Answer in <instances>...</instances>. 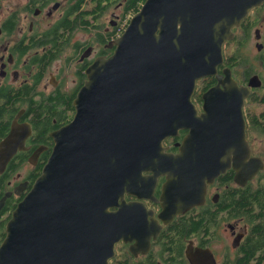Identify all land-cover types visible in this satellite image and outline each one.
<instances>
[{
  "label": "water",
  "instance_id": "1",
  "mask_svg": "<svg viewBox=\"0 0 264 264\" xmlns=\"http://www.w3.org/2000/svg\"><path fill=\"white\" fill-rule=\"evenodd\" d=\"M263 1L146 0L114 53L89 67L73 120L55 133L51 158L7 225L0 264H107L118 240L145 227L138 203L124 199L147 188L144 172L175 176L171 164L184 165V211L204 204L208 183L231 166L253 177L263 163L244 161L241 110L218 113L213 87L205 112L188 115L184 90L214 73L232 28ZM194 124L180 153H168L164 141ZM229 125L234 132L218 129Z\"/></svg>",
  "mask_w": 264,
  "mask_h": 264
},
{
  "label": "flooded vegetation",
  "instance_id": "2",
  "mask_svg": "<svg viewBox=\"0 0 264 264\" xmlns=\"http://www.w3.org/2000/svg\"><path fill=\"white\" fill-rule=\"evenodd\" d=\"M145 1L0 0V244L53 154L55 133L73 120L89 67L114 53ZM232 32L214 73L184 90V111L203 114L215 87L218 113L241 110L251 150L245 163L260 158L263 167L247 178L231 166L208 183L205 203L186 211L184 165L171 164L172 177L144 172L147 188L124 199L138 203L134 216L145 227L118 240L107 264H264V1ZM195 127L167 138V152L180 153Z\"/></svg>",
  "mask_w": 264,
  "mask_h": 264
},
{
  "label": "bare ground",
  "instance_id": "3",
  "mask_svg": "<svg viewBox=\"0 0 264 264\" xmlns=\"http://www.w3.org/2000/svg\"><path fill=\"white\" fill-rule=\"evenodd\" d=\"M109 121V120H108ZM94 123V122H93Z\"/></svg>",
  "mask_w": 264,
  "mask_h": 264
}]
</instances>
